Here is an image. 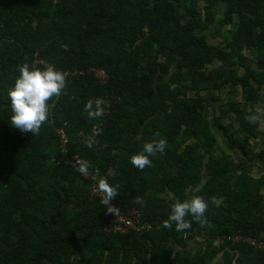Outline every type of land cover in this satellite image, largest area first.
Here are the masks:
<instances>
[{
    "label": "trees",
    "instance_id": "trees-1",
    "mask_svg": "<svg viewBox=\"0 0 264 264\" xmlns=\"http://www.w3.org/2000/svg\"><path fill=\"white\" fill-rule=\"evenodd\" d=\"M36 58L69 72L37 134L10 125L8 97L18 65L47 66ZM263 85L264 0H0V264H264V175L219 155L212 129L246 154L260 126L248 103L264 104ZM98 96L93 120L84 105ZM159 136L164 153L134 167ZM93 176L152 227L111 231ZM193 195L208 201L206 223L163 227Z\"/></svg>",
    "mask_w": 264,
    "mask_h": 264
},
{
    "label": "clouds",
    "instance_id": "clouds-1",
    "mask_svg": "<svg viewBox=\"0 0 264 264\" xmlns=\"http://www.w3.org/2000/svg\"><path fill=\"white\" fill-rule=\"evenodd\" d=\"M18 72L19 75L15 78L13 86L8 90L10 125L21 132L31 131L37 134L50 116V99L59 96L66 87V77L62 70L51 65L40 68L34 64L22 63L18 65ZM84 108L88 118L95 120L101 117L104 114L103 97L89 99ZM83 143L87 148H92L96 141L93 135H89ZM167 144L168 141L163 136L143 142L142 148L130 157L132 165L138 169L151 166V157L164 153ZM89 168L88 162H82L77 170L82 175H86ZM96 187L102 193V203L108 206L107 211L113 212L112 201L118 195V185H111L106 179L101 178ZM207 208L208 201L202 195H193L184 200L178 199L171 204L170 212L162 221V226L165 228L174 226L178 232L189 229L191 223L186 219L189 216L200 224H204Z\"/></svg>",
    "mask_w": 264,
    "mask_h": 264
},
{
    "label": "rangeland",
    "instance_id": "rangeland-1",
    "mask_svg": "<svg viewBox=\"0 0 264 264\" xmlns=\"http://www.w3.org/2000/svg\"><path fill=\"white\" fill-rule=\"evenodd\" d=\"M208 40L211 42L220 43L222 37H216L212 33L209 34ZM264 86V85H263ZM264 92V91H262ZM236 100H244V94L242 91L234 95ZM248 107L252 110H255L256 117L260 121V126L258 128V135L251 136L247 142V153L244 154L238 150L231 149L227 143L226 138L223 135L222 131L213 127V132L216 134L219 144V149L217 153L220 155L223 152L229 154L231 159L238 163L241 168L249 170L254 176L264 175V156H260L264 151V104L261 102H249ZM226 121L235 119L233 117H226ZM264 192V189H263Z\"/></svg>",
    "mask_w": 264,
    "mask_h": 264
},
{
    "label": "built area",
    "instance_id": "built-area-1",
    "mask_svg": "<svg viewBox=\"0 0 264 264\" xmlns=\"http://www.w3.org/2000/svg\"><path fill=\"white\" fill-rule=\"evenodd\" d=\"M34 63L35 64L44 63L47 66L49 65L47 61L40 59V58H36L34 60ZM68 73L69 72L64 73L65 77L68 75ZM76 73L77 72H73L72 74H76ZM97 75L100 76L101 78H104L106 76V73L102 69H99L97 70ZM58 131L62 138L63 147L64 149H66L68 138L65 134V131L63 128H60ZM82 162H85V160L80 157H77L75 160H71V163L73 165H78V166ZM86 176H88V173L86 174ZM92 179H93V184L91 187V192L94 195L101 197L102 193L96 187L97 178L93 176ZM112 204H113L112 224L110 225L109 229L113 231L114 233L126 234V233H129L130 231L142 232L145 230H149L152 227L151 223L143 217L142 212L139 209L128 208L126 211H124L123 209L119 207V204H115L114 201L112 202ZM223 238H221V240H223ZM258 246H261L264 248V241L259 242Z\"/></svg>",
    "mask_w": 264,
    "mask_h": 264
}]
</instances>
